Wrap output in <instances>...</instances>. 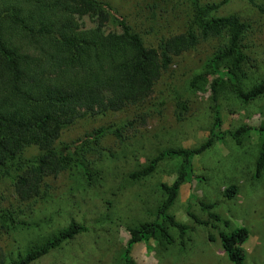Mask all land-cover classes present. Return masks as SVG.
Returning <instances> with one entry per match:
<instances>
[{"label":"rangeland","instance_id":"rangeland-1","mask_svg":"<svg viewBox=\"0 0 264 264\" xmlns=\"http://www.w3.org/2000/svg\"><path fill=\"white\" fill-rule=\"evenodd\" d=\"M97 1L124 16L148 47L158 48L164 39L196 31L190 0ZM225 1L199 0L202 6H218L208 18L237 16L247 26L240 43L246 60L235 84L230 78L233 60L218 62L222 80L217 86V101L213 86L220 76L214 74L211 63L228 49L227 33L201 40L175 57L147 100L119 112L109 109L108 99L82 108L73 123L62 130L56 147L83 142L100 129H105V134L77 154L82 169L73 162L66 171L47 177L39 196L23 201L15 190L16 179L42 153L37 145L25 149L20 163L0 166L2 264H12L73 223L88 231L32 264H232L220 233L240 227L249 231L241 246L245 264H264V171L260 178L255 175L263 143L258 130L264 126V95L244 103L235 93L236 88L248 92L264 80V0L254 5L246 0ZM75 18L79 29L74 37L78 40L113 45L124 37L116 21L100 28L95 12L80 11ZM51 22V13L38 14L39 24ZM217 107L222 119L217 131L221 139L193 158L191 177L169 211L189 230L182 237L165 223L164 229L149 234L146 242L136 243L127 259L128 245L136 238L132 230L155 220L165 200L160 185L173 184L182 160L168 158L146 178L133 180L131 175L164 151L195 149L205 143ZM243 126L252 130L238 145L231 134ZM117 129L122 138L113 134ZM230 187L236 188L231 198L226 196ZM200 203L215 208L205 211ZM1 213H9L11 220L6 221ZM209 213L218 215L221 222L210 219ZM190 214L207 224L197 223Z\"/></svg>","mask_w":264,"mask_h":264},{"label":"trees","instance_id":"trees-1","mask_svg":"<svg viewBox=\"0 0 264 264\" xmlns=\"http://www.w3.org/2000/svg\"><path fill=\"white\" fill-rule=\"evenodd\" d=\"M246 1L254 5L257 0ZM190 4L196 31L190 29L164 39L158 48H154L145 45L124 16L109 4L97 0H0V166L7 162L20 163L23 152L31 145H37L42 151L33 165L16 179L15 190L21 200L39 196L45 179L66 171L71 163L83 168L77 154L84 146L98 143L105 129L98 130L83 142L56 147L62 130L73 123L82 108H91L108 99L109 109L119 112L147 100L173 59L194 48L201 40L220 37L223 33L229 37L228 49L211 63L214 74L220 76L213 86L214 100L217 101V86L222 80L218 71L219 61L233 60L230 78L236 83L237 73L246 60L240 43L247 26L237 16L208 18L211 12L218 9L217 5L202 6L199 0H190ZM80 11L97 13L100 28L116 21L124 37L113 45L103 41L78 40L74 37L79 29L75 16ZM40 12L51 13L53 22L39 24ZM235 93L244 103L253 101L264 95V80L248 92L236 88ZM221 126L217 107L214 125L205 143L195 149L164 151L147 167L131 175L133 180L146 178L156 171L162 161L168 158L182 160L173 184L160 185L165 200L155 220L132 230L136 238L128 245L127 259L136 243L146 242L148 235L158 232V229L163 230L165 223L176 228L182 237L189 230L187 225L178 223L169 211L178 199L181 187L191 177L193 158L221 139L217 133ZM251 130L243 126L231 137L240 145L241 137ZM258 132L263 143L256 163V178H260L264 171V126ZM113 134L122 138L120 129ZM235 193L236 188L230 187L226 196L231 198ZM200 206L205 211L215 208L207 203H200ZM1 215L6 221L11 220L9 213ZM190 216L201 225L207 224L192 214ZM209 217L221 222L214 213H209ZM224 225L228 227L229 222L225 221ZM87 231L85 226L73 223L12 264H32ZM248 237L249 231L244 227L220 233L222 247L232 264H245L246 255L241 246ZM2 255L0 249V264Z\"/></svg>","mask_w":264,"mask_h":264}]
</instances>
